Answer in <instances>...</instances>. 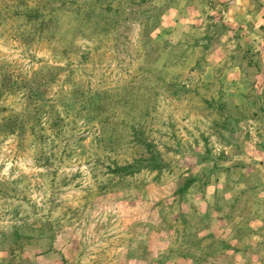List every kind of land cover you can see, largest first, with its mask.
Returning a JSON list of instances; mask_svg holds the SVG:
<instances>
[{
  "label": "rangeland",
  "instance_id": "374dc122",
  "mask_svg": "<svg viewBox=\"0 0 264 264\" xmlns=\"http://www.w3.org/2000/svg\"><path fill=\"white\" fill-rule=\"evenodd\" d=\"M0 264H264V0H0Z\"/></svg>",
  "mask_w": 264,
  "mask_h": 264
}]
</instances>
